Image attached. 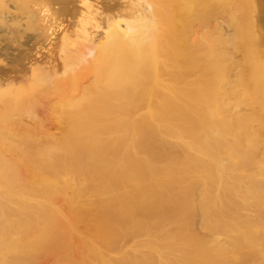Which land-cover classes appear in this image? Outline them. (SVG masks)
<instances>
[{
  "label": "bare ground",
  "instance_id": "6f19581e",
  "mask_svg": "<svg viewBox=\"0 0 264 264\" xmlns=\"http://www.w3.org/2000/svg\"><path fill=\"white\" fill-rule=\"evenodd\" d=\"M241 1L143 0L134 11L135 4L125 8L117 0H0V49L18 48L17 67L29 68L33 79L20 86L0 74V234L10 236L0 238V264H36L39 252L73 249L78 259L65 264H264V37L256 2ZM235 7L246 15L238 14L240 26L226 23L234 39L225 42L230 28L216 26L208 42L216 59L193 63L205 80L198 75L189 83L180 73L189 84L181 86L177 74L179 86L157 78L161 48L178 49L166 27L192 30L195 21L209 27L226 14L233 22ZM247 14H254L253 29L244 26ZM69 25L70 50L63 44L74 51L65 81L72 85L83 63L92 73L72 96L59 90L57 75L51 80L35 65L42 50L66 41ZM90 27L99 30L98 44ZM238 39L255 79L254 94L243 92L248 101L238 98L239 80L229 75L242 72L231 55ZM82 45L94 49L91 59L77 51ZM179 58L184 64L187 57ZM160 88L163 96L156 95ZM56 92L60 98L46 108L58 130L51 133L33 108ZM236 101L249 102V113L232 112ZM23 112L32 123L17 120ZM57 197L62 207L52 201Z\"/></svg>",
  "mask_w": 264,
  "mask_h": 264
},
{
  "label": "rangeland",
  "instance_id": "374dc122",
  "mask_svg": "<svg viewBox=\"0 0 264 264\" xmlns=\"http://www.w3.org/2000/svg\"><path fill=\"white\" fill-rule=\"evenodd\" d=\"M108 2H109V4L111 5V4H114V3H116V0L114 1V0H107ZM111 1V2H110ZM117 1H119V2H122V5H124L125 6V8H127V4L126 3H128L129 5H128V7L130 6V7H132V6H134V4L136 5V6H134V7H132V8H135L134 9V11H136L137 9V5H139L143 0H139L138 2H137V0H117ZM241 1V0H240ZM253 2H251V0H242L241 2H242V4L244 5H246V6H248V4L249 3H253V5H254V2H256L255 3V5L257 6V7H255L254 6V10L253 11H258V13H257V15H258V18L260 19L259 20V32H260V34H261V36L262 37H264V8L262 7L263 5L262 4H264V0H252ZM263 1V2H262ZM124 2H126V3H124ZM133 2V4L131 5V3ZM262 2V3H261ZM124 3V4H123ZM248 3V4H247ZM126 4V5H125ZM240 4V3H239ZM129 7V8H130ZM263 8V9H262ZM110 9H112V8H110ZM115 10V9H114ZM114 10H108V13L109 14H112V13H114ZM227 10L228 11H230L231 10V8L230 7H228L227 8ZM235 10H236V13H237V15L239 14H241V15H246L245 13H242V12H244V11H242V12H239L238 11V9H237V7H235ZM235 10H234V13H235ZM249 10V9H248ZM238 11V12H237ZM245 12H246V10H245ZM229 13V12H228ZM231 13V12H230ZM247 13V12H246ZM235 15V18L234 19H236L237 18V20L239 19L238 17H240V18H242L243 19V17H241V16H237L236 14H234ZM254 14H247V17H249V18H244L245 19V21H244V26H245V28H247V25L246 24H248L249 26H248V28H252L253 29V27L255 26V21L253 20V18H254V16H253ZM92 16H94V15H92ZM224 16L226 17L225 19H224ZM223 16V20H225V22L220 18V21H219V19H218V21L217 22H220V24H218L216 21H214V20H216V19H214V18H212V19H214V20H211L210 22H208L207 24L208 25H210L209 27L207 26V27H205L206 25H204V24H202V23H199V21H195L193 24H192V26H193V29L196 31L195 33H193L194 32V30L192 29H186V30H184V31H182L181 29H180V27L179 26H177L176 28H175V30H173L172 31V27L170 28H168V27H166L167 29H169V31L171 32H169L168 33V30L167 29H165L164 28V30H167V33H168V35L170 36L171 35V37H172V34H173V37L175 38L174 40H176L175 41V44H176V47L174 48V49H177V47H178V49H177V51H176V53L175 52H171V50L169 51H167V48H161V50L162 51H160L161 52V54L163 55V51H167V53H165L167 56L165 57V56H163L162 57V55H161V60H163L162 62H163V65H167V63L165 64L164 62L166 61V62H169L170 64H171V61H172V65H170V66H168L169 68H170V70H171V72H173L172 74L170 73V70H169V68H165L163 65H162V63H161V60H160V63L161 64H159L160 66L162 65L163 67H160V66H158V68H162L161 70H162V74L160 73V72H158V74L156 73V76L157 75H160V76H157V78L158 77H160V79H163L164 80V82H168L166 79H168L169 80V82L171 83V85L173 84L172 82H175L174 80L176 79L175 78V76H177V74L178 75H180L181 76V78H177V79H181L179 82L176 80V82H178L180 85H181V83L183 82L182 80H187V78L186 79H183L182 78V73H185L183 76L185 77V75H186V77H188V82L189 83H194V81H196L197 80V78H198V75H199V77H201V76H203V79H204V75H206L207 73H205L204 75H203V73L202 72H200V74H196V73H198L199 72V69H197L198 67H196V70H195V66L196 65H199V62H200V60L202 61V62H204V61H206V60H208V56H209V54H211L212 52H213V44H211V43H208L209 41L210 42H214L215 41V35H214V37H213V35H212V33L214 32V34H216L215 33V31H216V26H218L219 27V25H220V27L222 28V25H223V29L225 30L227 27V29H229L230 28V30L228 31L227 29H226V31L224 32V33H226L227 31H228V34H226V38H227V36H228V40L226 39V41L225 42H227V41H229L230 40V38L231 37H233V39H234V36H235V32L233 31V28L234 27H237L236 25H234V24H236V23H239V26H240V24L243 22V20H242V22L241 21H237V20H233V22H231L232 21V19H230L229 17H227V14L226 15H224ZM230 16H231V14H230ZM237 16V17H236ZM253 16V17H252ZM98 17H100V16H98ZM230 19V21H229V19ZM229 21V23H228V21ZM246 19H247V22H246ZM251 19V20H250ZM241 20V19H240ZM214 21V22H213ZM252 21V22H251ZM254 21V22H253ZM223 22V23H222ZM236 22V23H235ZM225 23V24H224ZM231 24L232 26L234 25V27H230L231 25H227V24ZM65 24H67V22H65ZM178 24H180V23H178ZM198 25H200V27H198ZM251 25V26H250ZM252 25H253V27H252ZM238 26V27H239ZM243 26V25H242ZM67 27V30L65 31L66 32V38L67 39H64V40H66V41H63L62 40V42H60V41H58V43H56V45L55 46H49L48 47V49L46 50V51H44V50H42L39 54L40 55H38L37 56V60L39 61V64L36 62L35 63V65H36V67H39L38 69L40 70V71H43V72H47V74L50 76V78H51V80H53L54 79V77H55V75H57L56 77H55V79H56V81L57 80H59L58 82L60 83V87H59V90H61L62 91V89H63V91L64 92H66L67 94H70L71 96L72 95H74V94H72V93H78L79 92V90L81 91V89H83L85 86H86V83H87V85L89 84V80H91V77H89V76H91L92 75V73H90V72H88L89 70H88V68H87V66H85L84 64H86V63H83V67H82V64L80 65V67L79 68H81V69H78L79 71H78V74H80V75H78V77H77V80L75 79V81H74V83H72V85H70L71 84V82L69 81H65V77H66V75H67V73H68V71H69V69H70V67H69V59H70V56L68 55V51L70 50V46H68V42L69 41H71L70 39L74 36V33H73V31H72V29H73V26H71L70 27V25H69V27L68 26H66ZM225 27V28H224ZM70 28H72V29H70ZM200 28V29H199ZM96 29V30H95ZM179 29V30H178ZM203 29V30H202ZM222 29V30H223ZM231 29H232V31H231ZM235 29V28H234ZM69 30V31H68ZM92 30V31H91ZM178 30V31H177ZM198 30V31H197ZM215 30V31H214ZM89 33H90V35H92V34H94V38H95V42L98 44L99 42H101L100 41V33L98 32L99 30L97 29V28H89ZM96 31V32H95ZM163 31V30H162ZM231 31V32H230ZM70 32V33H69ZM98 32V33H97ZM186 32V33H185ZM191 32V33H190ZM230 32V33H229ZM233 32V33H232ZM96 33V34H95ZM178 34V35H177ZM183 34V35H182ZM209 34V35H208ZM230 34V35H229ZM231 34H232V36H231ZM166 34H164V36H165ZM175 35V36H174ZM207 36H209V38L210 37H212V39L210 38V40L209 39H207ZM217 36V35H216ZM229 36H230V38H229ZM165 37H167V36H165ZM188 37V38H187ZM203 37H205L204 39H203V41H201L202 39L201 38H203ZM70 38V39H69ZM184 38V39H183ZM187 38V39H186ZM216 39H217V37H216ZM263 39V41H264V38H262ZM186 40H187V42H186ZM205 40H207V41H205ZM212 40V41H211ZM183 41V42H182ZM28 43H29V45H31L32 43H33V39H30V40H28L27 41ZM177 42V43H176ZM201 42V43H200ZM208 43L207 45L209 46L210 44L212 45L211 47L209 46V47H207V46H205V44L206 43ZM241 42H242V40L241 39H238V41H237V43H238V48L236 49V50H234L235 48L233 47V50H231L232 49V47L230 48V50H231V52H228V51H226V49L224 50L225 51V53H231V55L232 56H234L233 54H235V56L233 57L234 58V61H237V70L238 69H240V71H242L241 73H239L238 71H237V74H238V77H236L235 75H234V73L232 74V73H230L229 75L230 76H232L233 75V78H236V79H238L239 81H238V84H237V86L239 87H237V91H238V89H239V91H241V92H239L238 91V93L241 95V94H243V92H247V94L246 95H251L252 93L254 94V92L253 91H255L253 88H252V86H251V84H250V82H249V80L251 79V78H253L251 75H250V73H249V67H248V57H247V55H246V53H244L245 52V50H244V48H243V44H241ZM28 43H26V45L25 46H29L28 45ZM66 44V45H64V44ZM178 43H181V46L180 45H178ZM183 43V44H182ZM201 46H200V45ZM197 45V48H199L200 47V49H198L197 50V48L195 47ZM202 45H204V46H202ZM263 45H264V43H263ZM62 46L63 47H65V48H62ZM69 49V50H67V48ZM167 47V46H166ZM179 47H181V48H184V49H181V48H179ZM201 47H202V49H201ZM205 47V48H204ZM14 48V47H13ZM12 47H11V49L10 48H1L0 49V66H2V67H0V74L1 75H3V76H8V74H9V77H13L14 78V81H15V84L16 85H20V86H24L25 84H27V83H30V81H31V79L32 78H30L29 77V68L27 69V67H25V69H24V67L22 66V68H20L21 67V60H19L18 59V57H21L20 56V51H19V49L18 48H14L13 49ZM61 48V49H60ZM208 48H209V50H208ZM228 48V49H229ZM63 49L65 50V52H67L65 55H64V51H63ZM72 49V48H71ZM90 49V50H89ZM164 49H166V50H164ZM174 49H173V51H174ZM179 49H181V50H179ZM193 49H195V50H193ZM227 49V50H228ZM11 50V51H10ZM13 50H15L14 52H12ZM17 50H18V52H17ZM60 50H62L61 52H60ZM67 50V51H66ZM84 52H83V51ZM184 50V51H183ZM189 50V51H188ZM229 50V51H230ZM262 50L264 51V46H263V48H262ZM72 52L74 51V49H72L71 50ZM71 51H69V52H71ZM77 51L81 54V55H84V57L85 58H89V59H91V56H93V54H94V49L92 48V47H89V46H80L79 47V50H78V48H77ZM181 51H183V52H181ZM191 51V52H190ZM210 51V52H209ZM234 51H235V53H234ZM5 52V53H4ZM8 54H7V53ZM17 52V53H16ZM171 53L170 55L168 54V53ZM180 52L183 54H186L185 56L188 58V60L189 61H187V58H185V56H183L182 54H180ZM192 54V55H189L190 53ZM194 52V53H193ZM199 52V53H198ZM19 53V54H18ZM93 53V54H92ZM172 53H174V54H172ZM189 53V54H188ZM9 54H10V56H9ZM43 56H42V55ZM45 54V55H44ZM63 54V55H62ZM164 54V55H165ZM187 54H188V56L189 57H192L194 60H192V59H189V57L187 56ZM198 54H199V56H198ZM16 55V56H15ZM69 57H68V56ZM182 55V56H181ZM207 55V58L205 57V58H203V56H206ZM230 55V56H231ZM243 55V56H242ZM3 56V57H2ZM18 56V57H17ZM90 56V57H89ZM174 58H173V57ZM198 56V57H197ZM211 56V55H210ZM209 56V57H210ZM231 56V57H232ZM3 59H2V58ZM10 57V58H9ZM63 57L64 58H66V57H68V61H67V58L66 59H63ZM179 57H183V58H185L186 60L183 62L184 64H182V61H181V59L179 58ZM212 57V56H211ZM173 58V59H172ZM179 58V59H178ZM201 58V59H200ZM246 58V59H245ZM8 59H10V60H8ZM12 59V60H11ZM65 60V62L63 61V60ZM89 59L88 60H86L87 61V63L88 62H90L89 61ZM169 59V60H168ZM179 60V62L180 63H178V60ZM204 59V60H203ZM216 59V57H214V59H213V57H212V61H211V58H210V62L209 63H212V62H214V60ZM236 59V60H235ZM245 59V60H244ZM14 60V61H13ZM191 60V61H190ZM2 61V62H1ZM4 61V62H3ZM67 61V62H66ZM85 61V62H86ZM174 61V62H173ZM175 61H177V62H175ZM209 61V60H208ZM10 62V63H9ZM20 64H19V63ZM202 62H200V64L202 63ZM207 62V61H206ZM206 62H204V63H206ZM245 62V63H244ZM9 63V64H8ZM15 63V64H14ZM17 63V64H16ZM47 63V64H46ZM62 63H64V64H62ZM68 63V64H67ZM173 63H175V68H172L171 66H173ZM178 63V64H177ZM188 63V64H187ZM191 63V64H190ZM193 63H196V65L195 64H193ZM13 64V65H12ZM43 64H45V65H43ZM67 64V65H66ZM193 64V65H192ZM203 64V63H202ZM9 65H10V67H9ZM20 66V67H17V66ZM34 65V66H35ZM40 65V66H39ZM52 65V66H51ZM177 65H182L181 67H180V69L177 67ZM238 65H239V67H238ZM247 65V66H246ZM51 66V67H50ZM67 66V67H66ZM192 66V67H191ZM243 67V69H242V67ZM9 67V68H8ZM14 67V68H13ZM65 67V68H64ZM183 67H185V68H187V70L188 71H190L191 72V74L192 73H194L193 72V70L195 71V73H194V75L196 74V76H192V78H189V77H191V74L187 71V70H185L184 72L182 71L183 70ZM189 67H191L190 69L191 70H189L188 68ZM194 67V68H193ZM8 68V69H7ZM42 68H43V70H42ZM85 68H86V70H85ZM44 69H46L47 71H45ZM65 69H66V71H65ZM166 71H165V70ZM176 70L177 69V73H175L176 71H173V70ZM7 70V71H6ZM9 70V71H8ZM64 70V71H63ZM167 70H169L168 72H167ZM179 70H181V71H179ZM17 71V72H16ZM28 71V72H27ZM87 71V72H86ZM159 71H160V69H159ZM187 71V72H186ZM7 72H9V73H7ZM16 72V73H15ZM67 72V73H66ZM20 73V74H19ZM160 73V74H159ZM181 73V74H180ZM202 73V74H201ZM16 74H17V76H16ZM65 74V75H64ZM169 74H171L170 76H168ZM175 74V75H174ZM189 74H190V76H189ZM209 74V73H208ZM85 76V79H84V76ZM153 76H151V80L152 81H154V79H157V78H155L154 77V75H155V73L154 74H152ZM214 75V77H212ZM213 75H209L210 76V78H211V80L213 81V80H215V81H213V82H216L217 83V80L219 79V77L217 76V77H215V74H213ZM240 75V76H239ZM87 76V77H86ZM235 76V77H234ZM243 78H245V80L248 82H243L242 84H243V86L241 85V83H239V82H241L242 81V77ZM247 76V77H246ZM60 77H61V79H60ZM168 77V78H167ZM195 77V78H194ZM197 77V78H196ZM241 77V78H240ZM82 78V79H81ZM89 79L88 81H87V79ZM170 78V79H169ZM173 78H174V80H173ZM194 78V79H193ZM172 79V80H171ZM193 80V82H192V80ZM254 79V78H253ZM33 80V79H32ZM86 80V81H85ZM189 80H191V81H189ZM199 80V79H198ZM205 80V79H204ZM255 80V79H254ZM78 81V82H77ZM185 81L182 83V85L181 86H184V85H186V84H189V83H185ZM186 81V82H187ZM32 82V81H31ZM64 82V83H63ZM66 82H68V83H66ZM84 82V83H83ZM174 83V84H176V85H179L178 83ZM197 82V81H196ZM195 82V83H196ZM57 83V82H56ZM75 83H77V84H75ZM246 83V84H245ZM73 84L76 86H74L73 87ZM184 84V85H183ZM58 85V84H57ZM66 85H67V87H66ZM69 85V86H68ZM78 85V86H77ZM85 85V86H84ZM179 85V86H180ZM248 86V88L246 87V86ZM81 86H82V88H81ZM79 87V88H78ZM157 87V86H156ZM247 88V90L248 91H246L245 89ZM70 88V90H68ZM77 89L78 88V90L76 91V90H74L73 92L71 91V90H73V89ZM159 88V87H158ZM157 88V89H158ZM252 89V90H251ZM69 91V92H68ZM76 91V92H75ZM162 91H163V93H162ZM250 91H252L251 93H250ZM159 92V93H158ZM57 93V94H56ZM56 93H52V94H50L49 96H47V98L45 99V98H43L42 96H40L42 99V103L43 102H45L44 103V105H45V107H43V105H42V103L41 104H38V105H36V106H34V112H35V110H36V115H38L37 117L39 118V119H41L42 120V122L43 121H45V122H43V127H44V129L45 130H48V131H50L51 133H57L58 132V130H57V128H56V125L50 120V119H48L47 117H46V114H47V107H48V105H49V103L50 104H54L55 102H54V100L57 102V99H59L60 98V94H58V93H61V92H56ZM156 95H164V93H165V91L162 89L161 90V88H160V90L159 91H157L156 90ZM161 93V94H160ZM249 93V94H248ZM245 94H243L244 96H240L239 95V97L238 98H241V97H243L244 99L247 97V101H248V98H249V96H246ZM162 95V96H163ZM216 97V94H214V93H212L211 94V97ZM246 96V97H245ZM39 97V98H40ZM53 97V98H52ZM161 97V96H160ZM160 97H157V98H160ZM165 97V96H164ZM163 97V98H164ZM212 97V98H213ZM162 98V97H161ZM242 98V99H243ZM49 99V100H48ZM240 100V99H239ZM238 100V101H239ZM50 101V102H49ZM53 102V103H52ZM48 103V104H47ZM237 105H236V104ZM234 103V105L235 106H233V108H236V109H233V108H231V110H232V112H235V110L237 111L236 113H246L247 111V113H249V110H247V104L249 103V102H247V104H245V102H241L242 103V105H240L239 104V102H235ZM240 106H239V105ZM51 106V105H50ZM244 106V107H243ZM42 107V109H40ZM232 107V106H231ZM39 109L40 111H38L37 109ZM243 108V109H242ZM241 111V112H240ZM246 111V112H245ZM26 113H21L18 117H17V120L18 121H21L22 120V117H23V119H25V120H23V122L24 123H28V124H30V123H32V118L30 119V117H28L27 116V114L25 115ZM25 116V117H24ZM31 117H33V116H31ZM45 123V124H44ZM54 124V125H53ZM216 125H220V124H218V123H216ZM254 125H256V124H254ZM207 128H208V125H205V126H203V130H205V131H207ZM175 141H177V140H173V142H175ZM58 198V197H57ZM53 198V202L57 205V206H59V207H62L63 206V204H64V202H63V199H61V197L60 198ZM61 199V200H60ZM58 200V201H57ZM57 202H59V203H57ZM5 234H0V238H2V239H4L5 241L7 240V238L8 239H10L9 237L10 236H8V234H6L5 236H4ZM4 236V237H3ZM80 237H83V236H80ZM79 237V238H80ZM78 238V239H79ZM84 239H86L85 237H84ZM83 238L81 239H79V240H84ZM9 241V240H8ZM77 250L78 249H73V250H70V251H67V250H61V251H59V252H57V253H54V254H49V253H47V252H45V251H43V252H39L38 253V259H40L39 260V262H37L38 261V259H37V261H35L36 262V264H40V262H41V264H65V260L68 258V257H72L73 259H75V260H77L78 259V257H79V252H77ZM62 252V253H61ZM44 255H43V254ZM59 253H61V254H59ZM76 253V254H75ZM43 256L42 258L40 257L41 255ZM48 255V256H47ZM66 255V256H65ZM46 256V257H45ZM65 257V258H62V260H61V258L60 257ZM58 257V258H57ZM42 259V260H41ZM45 259H47V260H45ZM52 259V260H51ZM55 259V260H54ZM51 260V261H50ZM53 261V262H52ZM63 261V262H62ZM45 262V263H44ZM55 262V263H54ZM57 262V263H56ZM33 264H35V263H33Z\"/></svg>",
  "mask_w": 264,
  "mask_h": 264
}]
</instances>
